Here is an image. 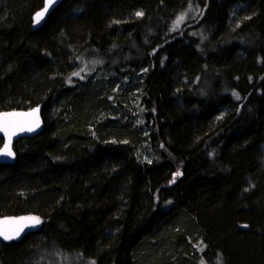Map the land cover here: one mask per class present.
<instances>
[{"label": "trees", "instance_id": "obj_1", "mask_svg": "<svg viewBox=\"0 0 264 264\" xmlns=\"http://www.w3.org/2000/svg\"><path fill=\"white\" fill-rule=\"evenodd\" d=\"M44 2L0 0V112L43 120L0 164V218L41 220L0 264H264V0H66L34 31ZM105 68H147L134 122Z\"/></svg>", "mask_w": 264, "mask_h": 264}, {"label": "rangeland", "instance_id": "obj_2", "mask_svg": "<svg viewBox=\"0 0 264 264\" xmlns=\"http://www.w3.org/2000/svg\"><path fill=\"white\" fill-rule=\"evenodd\" d=\"M86 64H82L81 70L77 73L81 75V72L85 71L88 73H92L93 84L92 87L97 85V75L94 73L95 66ZM126 71V75H118L112 72L109 68H105L101 70L103 81L108 82L111 79V82L114 84L113 93L115 94V100H117L119 107H115L112 110V113L115 115H122L124 119L129 121H135L134 113H136V109L140 102V92L141 82L146 75L147 68L140 69L138 71H132L129 68L123 70ZM76 75V76H79ZM116 76V79H112L111 77ZM107 83H102L106 86ZM105 88V87H104ZM145 154V153H143ZM39 264H97L95 259L87 258L80 252H66L61 250H49L42 251L38 256Z\"/></svg>", "mask_w": 264, "mask_h": 264}, {"label": "water", "instance_id": "obj_3", "mask_svg": "<svg viewBox=\"0 0 264 264\" xmlns=\"http://www.w3.org/2000/svg\"><path fill=\"white\" fill-rule=\"evenodd\" d=\"M64 1L66 0H54V3H52L50 6H48V0H45L44 2V6L35 13V15L33 16V30L36 31L38 29H40L46 22V20L48 19V17L50 16V14L58 7L60 6ZM48 6V10L47 12H45L44 16L39 19V21L37 22V13L42 12L45 7ZM41 107H35L32 109H28V110H11V111H3L0 112V114L3 113H19V114H30V115H19L16 117H12L10 119L16 121L19 125L27 127V126H33L34 130L32 131H27V130H16V134L11 136V142H10V149L11 152L13 153L12 156H8L6 154H4L5 152V145L9 144V137L7 135H5V133L3 131H0V136L4 138V145L0 148V164H13L16 158V154L14 152V144L20 140L21 138L24 137H34L36 135H38L42 130H43V120H42V116H41ZM38 124V126H36ZM9 131L11 132L12 129H9ZM22 217H36V216H21V217H2L0 218V221H5V220H19ZM39 218V217H37ZM28 226H26L23 231L20 233V236L16 239L13 240H18L21 239L26 233L30 232V231H35L37 229H39V227L41 226V220L39 218V223H35L34 221H28L26 222ZM11 227V225H10ZM2 240H4L3 238H1ZM6 241V240H4ZM7 241H12V240H7Z\"/></svg>", "mask_w": 264, "mask_h": 264}, {"label": "snow or ice", "instance_id": "obj_4", "mask_svg": "<svg viewBox=\"0 0 264 264\" xmlns=\"http://www.w3.org/2000/svg\"><path fill=\"white\" fill-rule=\"evenodd\" d=\"M52 3H54V0H48V6H50ZM48 6L45 7V9L42 12L37 13V22L39 19H41L45 12L48 10ZM137 16H142V12H137ZM183 20V16L178 18L177 23L175 26H178ZM174 26V27H175ZM74 75H79V73H74ZM234 95H236L234 93ZM239 99V97L237 96ZM19 115H30V114H19V113H3L0 114V131H3L5 135L9 137V144L5 145V152L4 154L8 156H12L13 153L11 152L10 149V142H11V136L16 134V130H27V131H32L34 130L33 126H21L19 125L16 121L10 119L12 117H16ZM38 126V124L36 125ZM9 129H12L10 132ZM179 175V173H177ZM174 182V181H173ZM28 221H34L35 223H39V218L37 217H22L19 220H5V221H0V238H3L4 240H13L16 239L20 236V233L23 231V229L28 226L26 222ZM11 225V227H10Z\"/></svg>", "mask_w": 264, "mask_h": 264}]
</instances>
